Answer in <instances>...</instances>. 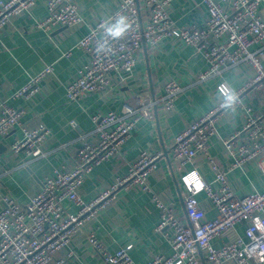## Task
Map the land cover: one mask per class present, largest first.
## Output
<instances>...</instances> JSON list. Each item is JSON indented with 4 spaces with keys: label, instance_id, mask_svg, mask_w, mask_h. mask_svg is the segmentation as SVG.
<instances>
[{
    "label": "built area",
    "instance_id": "2783aa9c",
    "mask_svg": "<svg viewBox=\"0 0 264 264\" xmlns=\"http://www.w3.org/2000/svg\"><path fill=\"white\" fill-rule=\"evenodd\" d=\"M38 1H0V31L13 18L32 10ZM173 1L116 0L113 13L90 26L89 32L79 41L77 47L90 57L84 69L68 83L66 97L74 102L91 94L111 93L114 74L122 83L133 75L144 42L155 50L169 38L194 48L207 62V69L196 76L200 82L242 63L250 65L254 70L250 81L238 91L226 83L220 84V103L175 137L170 152L186 188L185 209L189 224L182 222L173 204L154 196L160 211L157 231L167 230L172 254L169 257L156 255L147 264H264V192L238 196L228 181L231 170L264 156V117L248 114L243 128L225 140L228 155L233 159L228 168L219 167L209 153L222 112L239 103L240 94L248 89H256L264 95V17L261 10L264 0H229L227 8L215 0H203L208 7L207 19L184 27L177 26L169 15ZM46 4L49 15L36 21L35 27L39 30L50 33L83 22L76 0H46ZM53 72V66H46L16 91L13 98H33ZM182 91L179 81L172 79L157 100L137 95L134 101L124 104L121 115L98 112L93 120L99 140L96 144L82 143L72 169L54 168L43 181L42 189L26 205L5 196L4 207L0 210V264H75L73 252H69L67 258H57L58 254L70 245L86 222L110 205L117 190L151 192L148 179L162 153L144 150L129 172L118 177L93 202L85 203L80 195L91 171L119 155L138 123L154 119L153 108L158 105L165 111L173 110ZM23 114L21 109L2 105L0 139L22 126ZM50 135L51 131L43 124L35 129L24 127L23 137L11 143L10 151L37 159L43 156V145ZM198 156L206 157L212 164L217 188L203 181L197 171L184 174L185 167ZM202 192L217 210L214 219L207 218L197 198ZM66 202L75 204L78 212L69 213L64 206ZM241 223L246 224L244 237L236 235L232 241L214 246L215 238L228 233L235 235ZM89 242L105 264H134L131 246L111 254L94 232L89 233Z\"/></svg>",
    "mask_w": 264,
    "mask_h": 264
},
{
    "label": "crops",
    "instance_id": "0c3cea01",
    "mask_svg": "<svg viewBox=\"0 0 264 264\" xmlns=\"http://www.w3.org/2000/svg\"><path fill=\"white\" fill-rule=\"evenodd\" d=\"M215 1L225 8L229 6V0ZM76 3L83 17V22L77 26L58 28L50 33L37 29L36 21L49 15L46 0H39L32 10L13 18L0 31V112L3 104L24 111L22 126L0 139V145L5 148L0 155V210L4 207L5 196L26 205L42 189L43 181L54 168L74 167L82 143L96 144L99 140L93 120L95 114L115 112L121 115L124 104L134 101L137 95L157 100L164 94L166 83L174 79L183 87L175 108L165 111L159 105L154 107V119L141 120L123 144L119 155L91 171L80 195L85 203L93 202L118 177L129 172L132 163L144 150L162 153L148 179L151 192L117 190L110 205L86 222L70 245L57 256L67 258V254L73 252L75 264H105L89 242V233L94 232L111 254L131 246L130 255L134 264H147L156 255L169 257L172 248L166 237L167 230L157 231L160 211L154 203V196L164 203L173 204L182 222L189 224L185 209L186 188L170 152L173 141L190 123L205 116L220 103V84L226 83L238 91L252 79L254 70L242 63L200 82L196 76L207 69L206 60L194 48L168 38L155 50L143 44L133 75L122 83L114 74L111 93L91 94L78 101H69L66 97L67 85L84 69L90 57L77 47L79 41L89 32L90 26L109 17L116 8V0H76ZM261 10L264 17V1ZM142 13L146 15V11L142 10ZM169 15L179 27L200 24L208 17V7L203 0H174L169 7ZM50 65L54 67V72L42 83L37 95L31 99L13 98L16 91ZM239 101L222 112L216 135L209 146L210 155L221 168H228L233 162L226 150L225 140L243 128L248 114L264 117V95L256 89L241 93ZM42 124L51 131L43 145V156L32 159L25 153L10 151L11 143L23 137L24 127L35 129ZM191 171H197L203 181L218 187L212 164L206 157L198 156L185 167L184 174ZM228 181L238 196L264 192V156L231 170ZM197 198L207 218L214 219L217 210L205 193H200ZM64 206L69 213L79 210L71 202H66ZM245 228V223L239 224L235 235L228 233L215 238L214 246L220 247L236 235L244 237Z\"/></svg>",
    "mask_w": 264,
    "mask_h": 264
},
{
    "label": "water",
    "instance_id": "95a60500",
    "mask_svg": "<svg viewBox=\"0 0 264 264\" xmlns=\"http://www.w3.org/2000/svg\"><path fill=\"white\" fill-rule=\"evenodd\" d=\"M137 1H138V0H137ZM143 44L146 45L145 42H144ZM2 149H5V148H4V146L0 145V155H1V151H2Z\"/></svg>",
    "mask_w": 264,
    "mask_h": 264
}]
</instances>
